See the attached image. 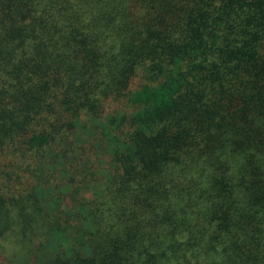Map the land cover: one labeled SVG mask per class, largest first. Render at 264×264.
<instances>
[{
    "label": "trees",
    "instance_id": "16d2710c",
    "mask_svg": "<svg viewBox=\"0 0 264 264\" xmlns=\"http://www.w3.org/2000/svg\"><path fill=\"white\" fill-rule=\"evenodd\" d=\"M0 159L26 264H264V0H0Z\"/></svg>",
    "mask_w": 264,
    "mask_h": 264
},
{
    "label": "rangeland",
    "instance_id": "374dc122",
    "mask_svg": "<svg viewBox=\"0 0 264 264\" xmlns=\"http://www.w3.org/2000/svg\"><path fill=\"white\" fill-rule=\"evenodd\" d=\"M21 251V246L10 240L0 239V264H26L23 259L17 257Z\"/></svg>",
    "mask_w": 264,
    "mask_h": 264
}]
</instances>
